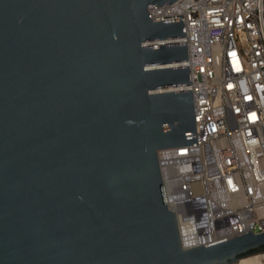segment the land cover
Instances as JSON below:
<instances>
[{
    "label": "water",
    "instance_id": "1",
    "mask_svg": "<svg viewBox=\"0 0 264 264\" xmlns=\"http://www.w3.org/2000/svg\"><path fill=\"white\" fill-rule=\"evenodd\" d=\"M176 0H0V264H234L251 230L184 248L158 150L197 143Z\"/></svg>",
    "mask_w": 264,
    "mask_h": 264
},
{
    "label": "built area",
    "instance_id": "2",
    "mask_svg": "<svg viewBox=\"0 0 264 264\" xmlns=\"http://www.w3.org/2000/svg\"><path fill=\"white\" fill-rule=\"evenodd\" d=\"M151 17L183 14L197 143L158 150L169 207L184 248L264 232V0H176L148 6ZM189 237L190 244L184 243Z\"/></svg>",
    "mask_w": 264,
    "mask_h": 264
},
{
    "label": "bare ground",
    "instance_id": "3",
    "mask_svg": "<svg viewBox=\"0 0 264 264\" xmlns=\"http://www.w3.org/2000/svg\"><path fill=\"white\" fill-rule=\"evenodd\" d=\"M184 243L187 246L190 244V239L188 236L184 237ZM234 264H264V253H258L244 257Z\"/></svg>",
    "mask_w": 264,
    "mask_h": 264
}]
</instances>
